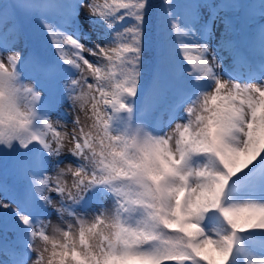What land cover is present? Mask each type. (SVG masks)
I'll use <instances>...</instances> for the list:
<instances>
[{"label":"snow or ice","instance_id":"snow-or-ice-1","mask_svg":"<svg viewBox=\"0 0 264 264\" xmlns=\"http://www.w3.org/2000/svg\"><path fill=\"white\" fill-rule=\"evenodd\" d=\"M154 11L0 0V264H264V0Z\"/></svg>","mask_w":264,"mask_h":264},{"label":"trees","instance_id":"trees-1","mask_svg":"<svg viewBox=\"0 0 264 264\" xmlns=\"http://www.w3.org/2000/svg\"><path fill=\"white\" fill-rule=\"evenodd\" d=\"M161 2L162 0H152L153 8L156 11H154L153 15L149 17L148 24H147V30H146V34H148L151 38L154 37L153 29L155 27L158 28L160 31H162L163 34H165L162 28L163 24L158 19V6ZM146 52L148 53L147 50ZM146 57H148V55H146ZM146 66H150V65H146Z\"/></svg>","mask_w":264,"mask_h":264},{"label":"rangeland","instance_id":"rangeland-1","mask_svg":"<svg viewBox=\"0 0 264 264\" xmlns=\"http://www.w3.org/2000/svg\"><path fill=\"white\" fill-rule=\"evenodd\" d=\"M16 2H18V3H30V2H33V0H16ZM85 38H87V37H85ZM65 114H67L69 118L72 115L71 110L67 106H64L60 110V115L61 116H64ZM53 118L55 119V117H53ZM53 222H55V220Z\"/></svg>","mask_w":264,"mask_h":264}]
</instances>
